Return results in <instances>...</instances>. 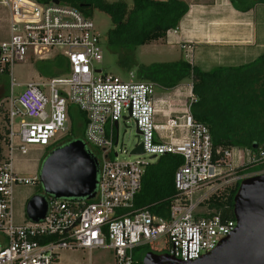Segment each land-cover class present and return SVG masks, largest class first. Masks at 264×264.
<instances>
[{
  "label": "built area",
  "instance_id": "built-area-1",
  "mask_svg": "<svg viewBox=\"0 0 264 264\" xmlns=\"http://www.w3.org/2000/svg\"><path fill=\"white\" fill-rule=\"evenodd\" d=\"M0 4L7 10L0 73L10 74L9 90L0 104L6 127L0 150V264H63L62 250L77 248L90 253L78 264H96L91 254L97 249L112 255L110 264H145L139 248L163 236L166 246L161 252L184 260L213 250L236 228L237 220L211 207L209 200L248 175L264 173V146L215 147L209 126L192 113L195 97L175 112L162 107V97L155 96L156 83L136 79L133 70L124 79L98 66L103 59L102 33L93 17L79 8L61 0H0ZM185 50L193 63L194 49ZM56 54L67 58V72L39 75L17 89L22 82L13 75L16 63ZM71 103L87 115L84 140L99 161L96 196L49 195L44 218L34 221L23 210L18 221L14 186L38 184L40 177L38 171L17 170L15 160L68 132ZM125 111L140 129L145 150L134 153L139 156L135 160L119 159L116 149V122L128 117ZM121 151L127 152L123 147ZM170 152L183 155L184 162L175 173L177 191L169 214L136 208L135 196L149 163L141 156ZM250 166L258 170L248 172Z\"/></svg>",
  "mask_w": 264,
  "mask_h": 264
},
{
  "label": "trees",
  "instance_id": "trees-1",
  "mask_svg": "<svg viewBox=\"0 0 264 264\" xmlns=\"http://www.w3.org/2000/svg\"><path fill=\"white\" fill-rule=\"evenodd\" d=\"M61 1L92 17L95 9L110 16L112 25L106 33V45L117 54L122 67L135 72L136 79L152 81L165 90H171L189 78L195 96L191 105L192 113L196 119L209 126L215 147L239 146L257 150L264 146V52L247 63L219 65L209 70L194 65L183 55L170 60L144 62L137 57V47L165 38L169 29L177 27L189 10L186 0H133L131 4L126 0ZM231 1L243 10L251 5L242 0ZM35 64L41 75L48 77L69 70L67 58L62 54L39 59ZM3 76L8 83L7 94L9 70ZM69 116L71 123L68 134L56 144L63 145L75 138L85 139L86 112L71 103ZM87 147L92 151L91 145L87 144ZM183 162V155L173 152L149 161L143 174L142 186L135 196V207L146 206L156 214L167 216L177 191L175 173ZM246 170L254 172L258 167L250 166ZM240 181L227 191L212 196L210 206L222 210L226 217L235 218L234 196ZM139 250L141 252L143 247ZM144 250L161 252L153 245L144 246ZM139 259L143 261L142 257Z\"/></svg>",
  "mask_w": 264,
  "mask_h": 264
},
{
  "label": "water",
  "instance_id": "water-1",
  "mask_svg": "<svg viewBox=\"0 0 264 264\" xmlns=\"http://www.w3.org/2000/svg\"><path fill=\"white\" fill-rule=\"evenodd\" d=\"M59 2L60 0H54ZM118 129V122H116ZM137 126V125H136ZM118 133V131H117ZM132 153H144L140 141ZM156 158L155 154L151 155ZM99 161L82 138H75L49 151L40 171L43 192L27 200L26 214L38 221L48 209L47 195L55 197L96 196ZM236 228L211 251L196 259L184 260L167 252L148 250L145 264H264V173L248 175L241 179L234 196Z\"/></svg>",
  "mask_w": 264,
  "mask_h": 264
},
{
  "label": "rangeland",
  "instance_id": "rangeland-1",
  "mask_svg": "<svg viewBox=\"0 0 264 264\" xmlns=\"http://www.w3.org/2000/svg\"><path fill=\"white\" fill-rule=\"evenodd\" d=\"M113 1V0H111ZM130 4L133 2V0H126ZM6 9L1 6L0 4V38L4 37L5 34L2 30L3 26L5 25V16H6ZM93 19L96 23L97 28L102 33V45H103V59L102 61L98 62L97 65L100 67H103L107 71L119 75L120 77L124 79L130 78L129 71L122 67L118 62V56L115 52L112 50H109L106 42L105 37L108 29L111 27V19L110 16L99 9L94 10ZM178 28V27H177ZM6 30V28H5ZM183 43L185 48L192 47L194 49L192 41H184ZM167 40L165 38H160L157 40H154L150 42V44L147 45H140L137 47L136 54L137 57L144 61V62H152L156 61L162 58H165L167 60L170 57L178 56L179 48L178 47H169L167 48ZM194 55V50H193ZM179 57V56H178ZM39 60L36 57H32L28 59L27 61L18 62L13 67V75L15 78L22 82V84L17 87L18 90H22L25 87L24 82L32 79L37 78L41 73L36 68V61ZM213 68V67H211ZM209 68V69H211ZM189 78L186 79L185 83H182L178 85L177 87L171 89V90H165L161 86L156 85V97H162V107L164 108H173L175 112L184 109L191 101L192 96H194V93L192 91V83ZM4 111L1 109L0 106V143L2 142L3 134L5 133V120L3 118ZM123 115L128 116V111L123 112ZM158 120H162V114L158 115ZM71 120L69 122L70 127ZM68 133L60 135V138H63ZM137 126L136 122L133 117L128 116L125 118L124 116L119 120L118 125V135H119V143L118 146H116V149L120 151V154L118 156L119 159L122 160H135L139 156L137 154H134L131 152L133 147L139 142V138L137 135ZM58 138L55 140L57 142L59 140ZM125 148L127 152H122L121 148ZM46 148V147H45ZM44 147H37L29 151L28 154L25 155H19L14 163V167L17 170L22 171L26 174H32L37 170V166L40 162L41 158H44V155H46L47 151ZM112 156L115 157V154L113 153ZM142 158H145L148 161H152L155 158L151 157V154L145 153L141 156ZM43 185L41 182L38 184H28V185H15L14 186V213L16 220L20 221L22 219L21 212L25 210L26 213V204L28 198H30L32 195L36 193L43 192ZM1 236V234H0ZM2 242H0L1 244ZM153 246L159 250L162 251V248L166 246L165 237H160L157 240L153 242ZM147 248V247H146ZM146 254V250H141L139 256L144 257ZM92 257L95 260L96 264H110L113 261V257L109 252L105 251V249H97L92 251ZM90 256V253L88 250H84L81 248L77 249H66L62 250L61 252V262L63 264H78L81 262H85L88 260Z\"/></svg>",
  "mask_w": 264,
  "mask_h": 264
},
{
  "label": "crops",
  "instance_id": "crops-1",
  "mask_svg": "<svg viewBox=\"0 0 264 264\" xmlns=\"http://www.w3.org/2000/svg\"><path fill=\"white\" fill-rule=\"evenodd\" d=\"M186 1L189 10L180 20L177 31H170L165 37L168 49L179 48V57H186L183 43L188 40L194 46L193 64L205 70L247 63L264 52V2L242 0L251 4L243 10L231 0Z\"/></svg>",
  "mask_w": 264,
  "mask_h": 264
},
{
  "label": "flooded vegetation",
  "instance_id": "flooded-vegetation-1",
  "mask_svg": "<svg viewBox=\"0 0 264 264\" xmlns=\"http://www.w3.org/2000/svg\"><path fill=\"white\" fill-rule=\"evenodd\" d=\"M9 84H10V82H9ZM7 86H8V83H7L6 78L3 76V73H0V104H1V101L4 99V97L6 95L5 93L7 91ZM0 145H1V143H0ZM58 146H60V144H56L55 142H51L45 148V150L49 152V151L53 150L54 148H56ZM43 160H44V158H41L40 162H39V164L37 166L38 172L40 171V168H41Z\"/></svg>",
  "mask_w": 264,
  "mask_h": 264
}]
</instances>
